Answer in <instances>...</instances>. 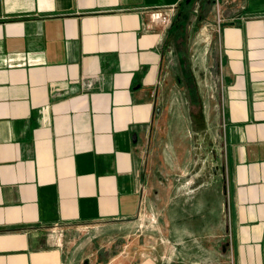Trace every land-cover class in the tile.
Segmentation results:
<instances>
[{
    "label": "crops",
    "instance_id": "1",
    "mask_svg": "<svg viewBox=\"0 0 264 264\" xmlns=\"http://www.w3.org/2000/svg\"><path fill=\"white\" fill-rule=\"evenodd\" d=\"M224 2L0 0V264H264V0Z\"/></svg>",
    "mask_w": 264,
    "mask_h": 264
},
{
    "label": "built area",
    "instance_id": "2",
    "mask_svg": "<svg viewBox=\"0 0 264 264\" xmlns=\"http://www.w3.org/2000/svg\"><path fill=\"white\" fill-rule=\"evenodd\" d=\"M149 12L153 22L162 26H169L177 13V6H156L149 9Z\"/></svg>",
    "mask_w": 264,
    "mask_h": 264
},
{
    "label": "rangeland",
    "instance_id": "3",
    "mask_svg": "<svg viewBox=\"0 0 264 264\" xmlns=\"http://www.w3.org/2000/svg\"><path fill=\"white\" fill-rule=\"evenodd\" d=\"M194 0H191L190 3H192ZM232 6L231 3H225L224 0H195V4L193 8L197 10H208L211 11L212 14L217 15V13L225 14V11L230 9ZM236 8V7H235ZM264 11V8L261 9ZM212 14H208L207 17H213Z\"/></svg>",
    "mask_w": 264,
    "mask_h": 264
},
{
    "label": "water",
    "instance_id": "4",
    "mask_svg": "<svg viewBox=\"0 0 264 264\" xmlns=\"http://www.w3.org/2000/svg\"><path fill=\"white\" fill-rule=\"evenodd\" d=\"M187 2L191 1V0H186Z\"/></svg>",
    "mask_w": 264,
    "mask_h": 264
}]
</instances>
